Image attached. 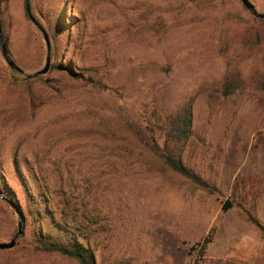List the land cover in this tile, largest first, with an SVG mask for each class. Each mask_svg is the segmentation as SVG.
<instances>
[{"label": "rangeland", "instance_id": "374dc122", "mask_svg": "<svg viewBox=\"0 0 264 264\" xmlns=\"http://www.w3.org/2000/svg\"><path fill=\"white\" fill-rule=\"evenodd\" d=\"M250 1L264 14V0ZM30 4L49 39L61 21L70 43L51 37L48 46L26 0L0 1L9 55L22 70L0 48V242L21 222L6 198L24 217L0 264H79L36 250L43 228L77 229L96 264H199L196 246L208 238L207 262L264 264V19L241 0ZM58 48L65 56L56 59ZM55 62L59 70L34 77ZM228 62L239 64L245 86L224 97ZM189 101L194 129L183 159L215 194L164 170L133 134L161 139L156 121ZM29 193L52 217L44 224Z\"/></svg>", "mask_w": 264, "mask_h": 264}, {"label": "trees", "instance_id": "16d2710c", "mask_svg": "<svg viewBox=\"0 0 264 264\" xmlns=\"http://www.w3.org/2000/svg\"><path fill=\"white\" fill-rule=\"evenodd\" d=\"M26 16L30 21H33V18L36 20L32 10L30 14L27 11V7ZM59 22L60 25L58 24L52 30L53 32L51 37L53 41L58 42L59 38L62 37L63 44L70 43L68 36L69 34L67 35L68 28L61 27L63 26V23L61 21ZM54 23H56V21H54ZM51 37L49 40H51ZM6 44L8 47L7 41ZM0 48H2L1 44ZM72 53L73 52H70V54ZM51 54L52 53L50 52L49 55L51 56ZM64 56L65 54L60 51L59 48L55 51L56 59ZM59 69L60 65L55 62L50 66L47 74ZM39 78L41 77L33 79L37 80ZM244 86L245 83L241 77L239 64L237 65L235 62H228L219 92L224 97H230L233 94L243 90ZM258 86L264 90V78L258 81ZM193 106V101H189L188 103L180 106L174 112L165 113L163 116L159 117L156 123L160 130L161 139L156 138L154 134H146L144 131H142V129L137 130L135 127H133L132 130L136 139L154 156L156 161L162 166L164 170L179 175L196 188L205 190L210 194H215V188L202 179L198 174L193 172L183 159L187 144L193 137ZM160 140H162V143H160ZM28 199L30 202L29 209L38 223L44 224V219L47 222L52 218L50 215H47V210H42L41 206H43L42 204L44 203L32 198L31 193H29ZM44 199L45 198L43 197L42 200L44 201ZM229 207L230 203H227L224 208L227 210ZM79 236L80 235L78 234L77 229H75V231L72 233H62L61 231L54 230L48 234L44 232L43 228L37 237L38 245H36V250L44 253H58L76 260L79 264H96L93 253L88 247L81 243ZM210 242L211 238H208L203 243L200 242L197 244L196 247L201 248V259L198 261L199 264H241L232 260H210L207 262V259L205 258V252ZM196 247L193 250L197 251Z\"/></svg>", "mask_w": 264, "mask_h": 264}, {"label": "water", "instance_id": "95a60500", "mask_svg": "<svg viewBox=\"0 0 264 264\" xmlns=\"http://www.w3.org/2000/svg\"><path fill=\"white\" fill-rule=\"evenodd\" d=\"M1 1V0H0ZM242 4L244 5V7L246 9H248L253 15H255L258 18L264 19V14L258 13L255 5L250 1V0H241ZM26 7H27V11L31 14V4H30V0H26ZM33 17V16H31ZM33 22L37 25V27L42 31V33L44 34L45 40L48 44V46L50 45V41H49V35L47 33V31L35 20V18H33ZM0 44L2 47V53L5 57V59L7 60L9 66L12 69H15L19 72H22V70L16 65V63L11 59L10 55H9V51H8V47L7 44L5 42V38H4V34H3V28H2V22H1V15H0ZM49 71V63L47 64V66L42 69L41 71H38L34 77H37L39 75H45L47 74ZM0 197H3L2 192L0 191ZM7 202L17 211V213L20 215L21 217V222L19 224V232L17 233V235L8 243L6 242H0V250H11L13 249L16 245H17V240L18 238L23 234V212L21 211V209L18 208V206L10 201L9 199H6Z\"/></svg>", "mask_w": 264, "mask_h": 264}]
</instances>
